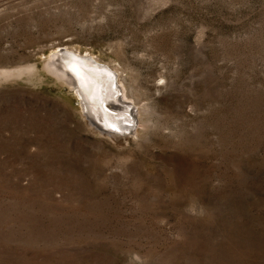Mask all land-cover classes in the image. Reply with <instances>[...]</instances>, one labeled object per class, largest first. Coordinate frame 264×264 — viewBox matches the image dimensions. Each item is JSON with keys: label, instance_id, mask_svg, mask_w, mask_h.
I'll use <instances>...</instances> for the list:
<instances>
[{"label": "rangeland", "instance_id": "1", "mask_svg": "<svg viewBox=\"0 0 264 264\" xmlns=\"http://www.w3.org/2000/svg\"><path fill=\"white\" fill-rule=\"evenodd\" d=\"M63 47L117 74L138 135L90 124L46 69ZM20 67L0 264H264V0H0V72Z\"/></svg>", "mask_w": 264, "mask_h": 264}, {"label": "bare ground", "instance_id": "2", "mask_svg": "<svg viewBox=\"0 0 264 264\" xmlns=\"http://www.w3.org/2000/svg\"><path fill=\"white\" fill-rule=\"evenodd\" d=\"M82 57L83 55L81 53L79 54L77 51L63 47L60 48L59 50H56L55 54L52 55V57L46 64V69L52 75L56 76L59 80L65 81L72 88H74V91L77 92L79 99L82 103L84 112L90 120V124H92L95 128L101 130L104 133V135H110L111 133L108 132L109 130H107L108 127L106 125H108V123L112 126H115L117 129H120L121 131H126V132L129 131L128 134L138 135L139 128L138 127L136 128L135 126L133 128V125L138 122V121L136 122L135 117H134L135 121L128 120L127 118L123 120L120 119V117L123 115L131 114V111L129 109L134 108L129 103L126 104L124 100H123L124 102H121L122 95L120 97L113 95L111 101L119 102L121 106L120 105L117 106L116 104H114L116 106L114 107L111 105L110 108H113V110L115 111L112 112L109 111L108 114H106L107 115V120H106V117L104 116L103 113L104 108H102V103L105 102L106 95L110 94L109 81L107 80V76H105V74H100L98 77L97 73H94L93 69L90 67V64L92 63L85 60L84 57L83 59ZM32 70H34L33 67L3 69L0 72V76H4V77L23 76L26 73L32 72ZM74 73L77 75H75ZM77 76L78 77L80 76V78H78ZM125 88L127 91L128 89L126 85ZM95 94L96 96L98 95L97 97L99 101L95 100ZM125 97L130 98L128 94L125 95ZM134 112L135 110H133L131 115H135L136 113L134 114ZM131 129L132 131H130ZM128 134L124 136H127ZM114 136H120V135L115 134Z\"/></svg>", "mask_w": 264, "mask_h": 264}, {"label": "water", "instance_id": "3", "mask_svg": "<svg viewBox=\"0 0 264 264\" xmlns=\"http://www.w3.org/2000/svg\"><path fill=\"white\" fill-rule=\"evenodd\" d=\"M83 57L85 58V60H87V61H89V62L92 63V64H90V67L93 69L94 73H97L98 77H99L100 74H105V76H107V80L109 81V86H110L109 87V92H110V94L109 95H106V100H105V102L102 103V108H104L103 113H104V116L106 117V120H107V115L106 114H108L109 111H111V112L112 111H115V110H113V108H110V106L112 105V106L116 107L114 104H116L117 106L120 105L119 102H112L111 101L113 95L114 96H117V97H120L121 96V91H120V88L121 87L118 84L117 74L110 67H108L105 64H101V63L97 62L91 56L83 55ZM75 75H77V74H75ZM78 78H80V76ZM97 96L95 94V100L96 101H99V99H98ZM118 110H119V108H118ZM129 110L131 111V114H132L133 110L132 109H129ZM131 114H126V115H123L122 114L123 116H121L120 119L123 120V119L127 118L128 120L135 121V119H134L135 116L134 115H131ZM106 126L108 127L107 128V130H109L108 132H111L110 135H115V134L118 135L119 134L120 136H124V135H126V134L129 133V131H127V132L126 131H121L120 129H117L115 126H112L109 123ZM134 126H136V125L134 124L133 125V128H134ZM130 131H132V129Z\"/></svg>", "mask_w": 264, "mask_h": 264}]
</instances>
